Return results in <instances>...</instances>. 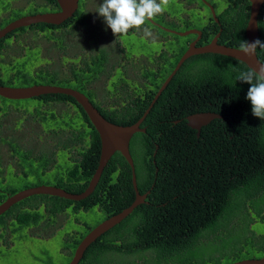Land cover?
<instances>
[{
    "label": "trees",
    "instance_id": "trees-1",
    "mask_svg": "<svg viewBox=\"0 0 264 264\" xmlns=\"http://www.w3.org/2000/svg\"><path fill=\"white\" fill-rule=\"evenodd\" d=\"M235 2L240 6L219 3L221 7L216 11L219 24L209 20L201 29V44L217 33L218 44L231 48L239 49L242 41H246L244 29L249 4L246 0ZM95 19V34L92 36L86 29L89 38H94L91 43L95 48L91 44V51L81 58L80 50L75 49L78 66L72 63L67 66V72L62 73L55 65L35 68L31 65L32 55H26L17 64V60L0 58V86L20 79L25 83L37 80L44 85L70 88L83 94L106 121L119 126L136 122L174 68L191 35L173 36L174 42H167L160 55L149 51V63L131 64L135 74L130 79L131 74L121 76L118 69L108 65L104 53H99L96 37L102 30L111 32V29L107 28L103 17ZM77 23L83 24L82 18ZM257 29V39L264 42V2L257 15ZM121 51L126 55L127 45L124 44ZM255 55L264 64V49L257 48ZM27 62L29 68L22 70ZM151 64H155L154 67ZM124 66L120 69H125ZM248 70L241 62L210 53L191 56L180 65L140 124L144 132L134 134L128 144L136 190L139 195H145L143 203L91 243L78 264H131L126 261L129 258H141L144 264H188L170 260L190 254L226 224L232 226L234 236L219 251H211L205 261L218 263L222 256H228L230 262L241 260L244 238L248 237L252 238L259 258L264 257V234L247 235L240 229L241 225H249L252 211L257 221L264 223V120L252 115L251 103L246 99L251 85L236 80L239 72ZM92 82L101 83L103 89L99 93L89 89ZM32 99L40 104L21 110L19 106H9L10 102L18 101L0 98V143L4 142L13 159L12 167H8L11 172L2 175L5 169L1 168L0 157V203L16 193L8 181L10 176L26 179L35 174L36 168L31 164H39V172L48 173L57 167V158L62 155L65 167L59 170L66 181L60 180L55 187L73 194L85 189L97 166L98 136L75 101L65 95ZM10 108L14 109V116L5 113ZM201 112L219 117L196 135V131L186 125L185 118ZM3 118L6 125L1 122ZM23 118L32 120V132L43 138L41 146L29 148L22 143L20 138L26 132L14 136L3 134V128L10 130L8 124L16 127ZM15 154H21V161ZM28 160L32 161L28 168L22 167ZM133 200L130 168L119 153H114L93 192L85 199L74 202L35 195L13 204L11 212H16L14 219L19 231H23L29 222L42 218L37 210H30L40 205L46 207L45 217L53 223L54 218H58L56 215L68 208L72 215L77 214L78 209L85 213L94 208L105 219L128 207ZM8 211L1 214L0 226L10 218ZM80 223L78 237L62 239L60 250L70 251L67 261L80 238L94 227Z\"/></svg>",
    "mask_w": 264,
    "mask_h": 264
},
{
    "label": "flooded vegetation",
    "instance_id": "flooded-vegetation-1",
    "mask_svg": "<svg viewBox=\"0 0 264 264\" xmlns=\"http://www.w3.org/2000/svg\"><path fill=\"white\" fill-rule=\"evenodd\" d=\"M49 1L52 0H0V30L3 27H5L9 22L20 17H31L34 15H46V14L49 15L59 14L61 12V8L59 7L57 1L56 0H54L53 2H49ZM102 3L103 0H75L74 11L71 13L70 17L65 18L61 22L34 23L26 27H19L8 33H5L3 36L0 37V58L6 61H12V60L19 61L24 59L26 55H32L31 65L35 66V68L41 66L55 65L60 68V71L62 73L67 72V70L69 69V67L67 66L71 65L72 63L78 66V61H76L74 55L75 49L80 50L78 53L80 58L86 55L88 51H91L90 47L88 48L86 47L89 44H92L91 42L94 41V38L91 39L89 38V36L86 33L88 32L86 29L91 31L92 36L95 34L94 20L97 19L91 21V17H92L91 15L95 14L94 11H96L97 7ZM219 3H223L224 5H230V6L237 4L238 7L240 6V3L235 2V0H171V2L169 3V6L171 7L170 11L167 9V12L165 11L162 15H157L154 19L147 20V24L141 27V28L148 27L149 24V26H151L149 27V29L153 34L152 38H145L142 31L130 30L131 32L129 33L131 36L140 40L139 44L145 48L146 52L150 51V52H154L155 54L159 53V55L161 52H163L166 49L165 45L167 42L170 41L174 42L175 39L173 38V36L180 38V33L190 30L198 31L200 34L199 36L196 34H188L186 36H183L185 38L191 35V37L187 39V42L184 46L185 47L184 51L186 50L189 44H193L196 47L202 46L208 43L213 37L210 38L206 43L201 44L200 43L202 42L201 29L207 23H209V20L214 22V24H219L215 22L214 18L210 14V9H212V11L214 12V16L216 18L217 13H219L216 11L221 7ZM180 6L182 7L181 11H180ZM190 10L194 14L192 19H190L191 16L189 15ZM81 18L83 24L77 23ZM237 23L238 21H236V24ZM102 33L103 32H100L98 36L101 35ZM77 36L84 37L83 39V42L85 43L84 45L79 46V43L78 44L72 43V39L76 38ZM113 37H114L113 39L114 46L118 44L117 46L120 47L121 50H123L124 43L122 42L120 36L117 37L113 35ZM96 38H97L96 44L98 46L99 53H101L100 51L104 53L103 55L106 57L105 59L107 60L108 65H112L113 69H118L121 72V76L123 77L127 76L126 68L121 70L120 68L123 65L118 64L116 60H114L115 62H113V60L111 59L113 51L111 44L109 43V40L108 39L106 40V37L104 36L100 39L99 37ZM107 43L110 44V49ZM175 43L178 42L175 41ZM119 44H121V46ZM92 45L94 49L95 45L94 44ZM31 50H33V52L30 53L29 51ZM139 56L140 57L134 56V60H135L134 64L137 63L139 64L138 61L143 60V58L146 59V57L141 53L139 54ZM143 63L147 64L146 61H144ZM133 73L134 72H132L130 76H132ZM88 88L94 89L96 90V92L99 93L103 89V86L99 82L97 83L92 82ZM123 92H127V91H123ZM48 103H51L52 106L54 105L53 102H48ZM105 108L111 109L110 106ZM202 127H200V129ZM1 159L4 164L1 166V168L5 169L2 175L4 174L6 175L8 173L7 168L12 167L13 159L11 156H7V155L2 156ZM40 206L44 208V206L42 205ZM9 209H8L9 211L8 210L7 211L9 212L8 216L10 218L6 220V223H4V225L0 226V257H2L1 255H4L5 253L6 254L10 253L12 248H14V243L22 244L24 241L23 240L24 234L31 236L30 232H27L28 228L33 230L34 233L36 230L38 229L41 230L43 227H45V225L48 224L51 227H53L54 234L59 232V230L63 228V226L57 224L56 221L52 223L46 216L44 218H39L36 221L29 222L28 226L23 228L24 229L23 231H19V228L17 227L18 222L14 219L16 212L15 211L11 212V207ZM30 210H37V209L34 208ZM78 210L79 212L82 211V209H78ZM75 227L80 229L81 223L76 224ZM48 234H50V231H48ZM79 234L80 231L69 229L68 231L64 232L63 237L64 239L73 236L78 237ZM37 239H38L37 242H40L39 240L44 241L47 238L39 237ZM49 241L50 240H48V242ZM56 252L59 255L65 254V256L68 257L70 251L68 249H61L60 251H56ZM71 255L69 256V259Z\"/></svg>",
    "mask_w": 264,
    "mask_h": 264
},
{
    "label": "water",
    "instance_id": "water-1",
    "mask_svg": "<svg viewBox=\"0 0 264 264\" xmlns=\"http://www.w3.org/2000/svg\"><path fill=\"white\" fill-rule=\"evenodd\" d=\"M56 1L59 7L61 8V12L59 14L34 15L31 17L17 18L9 22L5 27L0 30V37L3 36L5 33H8L19 27H26L30 24L41 22H61L65 18L70 17L71 13L75 9V0ZM246 1L248 2L249 7L248 17L244 29V36L245 40L251 43L256 41L258 38L257 15L259 12V8L264 2V0ZM210 14L214 18L215 22L218 23V20L215 18L212 9H210ZM188 34H196L199 36L200 33L195 30H190L180 33V37L186 36ZM218 34L219 33H217L208 43L202 46L196 47L193 44L188 45L186 50L176 62L174 68L171 70L168 76L161 83L160 87L157 89L156 93L153 95L152 100L150 101L148 107L143 112L141 117L136 122L128 126H119L106 121L83 94L70 88H63L59 86L50 85H32L21 88H10L8 86H0V98L10 101H24L43 95H65L72 98L75 103L82 109L85 117L93 127L99 139V156L97 166L95 168L94 173L90 177L85 189L81 193H67L61 188L47 186L25 188L14 193L11 196H8L3 202L0 203V215L6 210H8L9 207H11L13 204L35 195H46L74 202H78L85 199L93 192L107 161L114 153H119V155L124 159V161L130 168V181L132 189L134 191V200L128 207L122 209L120 212L112 216L103 219L101 222H99L97 225L87 231V233L83 236V238H81V240L76 245L67 263L78 264L84 251L91 243H93L97 238H99L105 232L113 228L115 225L119 224L132 212L135 207L143 203L145 195H139L136 190L133 163L128 152V144L134 134L144 132V129L139 127L140 124L143 122L144 118L146 117L149 110L151 109L161 92L164 90L168 82L179 69L180 65L191 56L207 53L232 58L244 64L245 67L249 70L251 67L256 68L258 64H263L258 61L256 55L247 56L244 53L240 52L238 48H231L225 45L218 44ZM215 118H218V116L214 113L201 112L191 114L187 116L185 120L186 125L190 129L196 131L197 135L200 127L207 125ZM230 264H264V257L258 259L238 260Z\"/></svg>",
    "mask_w": 264,
    "mask_h": 264
},
{
    "label": "rangeland",
    "instance_id": "rangeland-1",
    "mask_svg": "<svg viewBox=\"0 0 264 264\" xmlns=\"http://www.w3.org/2000/svg\"><path fill=\"white\" fill-rule=\"evenodd\" d=\"M171 0H169V3ZM167 9L170 11L171 7L167 6ZM182 10V7L180 6V11ZM95 12V11H94ZM167 12V10H166ZM189 15L191 16L190 19L193 18V13L190 10ZM91 21L94 20L96 17H99V14L95 12L94 15H91ZM194 21V20H192ZM104 34H101L97 37L102 38L103 36L106 37V40H109V43L111 44L112 47V56L111 59L113 62L116 60L121 65H126V73L127 75H130V71L133 72L131 64H134V56H139V54H143L145 58L141 60L143 63L146 61L147 63L151 60L150 59V54L149 51L146 52L145 48L139 44L140 40L136 39L135 37L131 36L130 34H127L126 36H120L122 42L127 45V56L121 51L120 47L117 46V50H114V44H113V35L112 32L102 30ZM46 36V34H45ZM84 37L82 36H77L76 38L72 39L73 44H78L79 46L84 45L85 43L83 42ZM108 44V43H107ZM110 44H108L109 49H110ZM91 44H89L86 48L90 47ZM157 46V45H155ZM49 49V48H48ZM49 51V50H48ZM30 53L33 52V50L29 51ZM122 54V55H121ZM140 61V60H139ZM138 61V62H139ZM16 64L19 61H15ZM137 63V62H135ZM155 64H151L152 67H154ZM28 62L23 66L24 68H21L22 70L25 68H29ZM135 74V73H133ZM118 76V75H117ZM116 76V77H117ZM131 79V76L129 77ZM32 86V85H43L37 80H34L32 83H25L22 82L20 79H14L10 81L8 84V87L10 88H21V87H26V86ZM9 103V102H6ZM5 103V104H6ZM9 106L15 107L19 106L21 110H24L26 107H37L40 103L36 99H30V100H24V101H18L17 103L15 102H10ZM2 105H0L1 107ZM5 106V105H4ZM8 111L10 113H8ZM14 109L10 108L9 110H6L5 113H7L9 116H14L13 114ZM8 116L9 120L10 117ZM32 120H29L28 118H23L22 121L18 122V126L12 127V123L8 124V128H12L8 130L6 127L3 128L2 132L3 134H12L13 136L16 133L23 134V132H26V134L20 138L23 139L22 143L28 145L27 147L33 148L41 146L43 143V138L42 137H36L34 133L32 132L33 129L30 127L33 124L31 123ZM3 124L6 125L5 123V118L2 119ZM51 147V146H50ZM35 152L33 151V154ZM0 155L1 158L2 156H10V152H8L7 146L4 144V142L0 143ZM19 161L21 154H15ZM56 158V154L55 157ZM57 167L48 173H42L39 172L40 170V165L39 164H31L33 165V168H36L35 174L29 175L26 179H21V178H16L13 179L11 176L8 178V181L12 183L11 187L17 191H20L24 189V186H28V188L31 187H37V186H47V187H55L58 185L59 181L61 180L62 182L65 183L66 177L61 173L59 169H62L65 167V161L64 158H62V155H59L57 158ZM31 160H28L24 164H22V167L28 168L29 163H31ZM2 165L3 162H2ZM39 165V166H38ZM8 172H11L10 169L7 168ZM9 175H7L8 177ZM65 177V178H64ZM37 212H39V215L42 216V218L45 217V213L47 212L46 207H39L37 209ZM103 219V215L96 211L94 208L87 211V212H78L77 214L72 215L71 208L66 209V211L63 212V214L59 215L58 218L55 219L57 224L62 225L63 228L59 230V232L54 234L53 227L50 225H45L41 230H36L33 233V230L28 228L27 232H30L31 236L25 235L24 241L22 244L14 243V248L10 251V253L1 255L0 257V264H67V257L63 255H59L56 251H59L61 246V243L63 242V234L65 231H68L69 229H74L76 231H79V228H76L75 225L84 222L87 225L95 226L97 223H99ZM250 223L247 227H244L243 225L240 226V229L245 230L246 234L249 235H261L264 234V223L257 221V217L254 215L253 211L250 215ZM47 227V228H46ZM24 230V229H23ZM48 231H50V234H48ZM29 234V233H28ZM234 236V229L230 225H224L223 228L220 229L216 234L213 236L207 238L204 242L198 244L190 254H186L183 256H180V258H176V260H170L172 263L174 261H180V262H185L187 261L188 264H230L229 257L227 256H222L220 257V261L218 263H213V262H208L205 261L211 251H219L227 242H230L232 237ZM47 238L44 241L39 240L40 242H37V238ZM48 240H50L48 242ZM43 242V243H42ZM48 242V243H47ZM244 243L245 246L243 248V253L240 257L241 260H248V259H258L259 252L257 248L254 247V244H252V238H244ZM46 252V254L44 253ZM217 255V254H215ZM155 255L152 254V258L154 260ZM203 259V261H202ZM126 261H130L131 264H144L141 261V258H129ZM235 262V261H234Z\"/></svg>",
    "mask_w": 264,
    "mask_h": 264
},
{
    "label": "clouds",
    "instance_id": "clouds-1",
    "mask_svg": "<svg viewBox=\"0 0 264 264\" xmlns=\"http://www.w3.org/2000/svg\"><path fill=\"white\" fill-rule=\"evenodd\" d=\"M168 4L169 0H103L95 12L103 17L114 36L127 35L130 30H134L142 31L145 38H152L150 29L141 26L145 25L147 20L162 15ZM257 48L264 49V42L257 39L251 43L242 41L239 45V51L247 56L255 55ZM236 80L251 85L246 99L251 103L252 115L264 120V64L239 72Z\"/></svg>",
    "mask_w": 264,
    "mask_h": 264
},
{
    "label": "bare ground",
    "instance_id": "bare-ground-1",
    "mask_svg": "<svg viewBox=\"0 0 264 264\" xmlns=\"http://www.w3.org/2000/svg\"><path fill=\"white\" fill-rule=\"evenodd\" d=\"M37 98V97H36Z\"/></svg>",
    "mask_w": 264,
    "mask_h": 264
}]
</instances>
